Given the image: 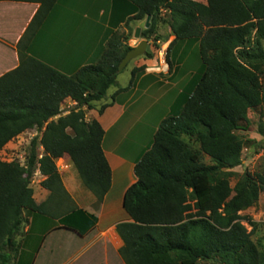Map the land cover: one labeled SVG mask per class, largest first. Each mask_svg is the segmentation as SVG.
Listing matches in <instances>:
<instances>
[{
    "label": "trees",
    "instance_id": "obj_1",
    "mask_svg": "<svg viewBox=\"0 0 264 264\" xmlns=\"http://www.w3.org/2000/svg\"><path fill=\"white\" fill-rule=\"evenodd\" d=\"M57 1L0 0L38 5L17 44L19 65L0 77V151L25 132L37 133L23 164L0 159V264H11L17 253L24 213L45 214V205L33 199L36 171L51 195L64 192L55 161L68 157L97 201L108 193L104 132L85 114L117 85L118 65L132 49L130 23L147 16L150 27L141 31L142 40L158 42L157 26L165 25L173 43L198 42L200 68L192 92L159 123L134 166L136 181L122 201L130 222L116 226L120 257L124 264H264V238L253 242L257 224L241 215L258 201L264 179L245 173L233 186L230 181L243 162L238 132L249 126V112H264V0H127L135 13L124 25L127 33H113L97 62L71 76L28 54ZM152 57L145 52V59ZM66 99L76 106L63 115ZM259 132L264 136L262 125ZM202 155L211 164H203Z\"/></svg>",
    "mask_w": 264,
    "mask_h": 264
},
{
    "label": "crops",
    "instance_id": "obj_2",
    "mask_svg": "<svg viewBox=\"0 0 264 264\" xmlns=\"http://www.w3.org/2000/svg\"><path fill=\"white\" fill-rule=\"evenodd\" d=\"M64 1H57L29 44L28 54L71 76L78 69L97 62L113 33H127L124 25L135 13L127 0H75L78 6L74 9L62 8L60 4ZM0 6H3L0 13H9V16L27 12L22 30L12 38L3 32L5 26L11 25L12 18L4 21L0 14L1 77L19 65L17 44L38 5L1 2ZM59 12L65 16L57 19ZM143 25L144 21L130 23L133 33ZM157 36L159 51L166 52L165 65L161 66V59L155 55L151 59L142 56L131 61L126 75L125 68L117 76V85L85 114L87 122L97 121L104 132L101 147L111 170L108 193L101 202L97 201L84 188L68 157L55 161L64 192L51 195L40 186L45 178L36 171L38 183L31 187L33 199L37 205H45V211L53 217L24 213L25 223L15 239L17 253L11 264H124L119 254L123 242L116 226L130 222L122 201L125 191L136 181L134 166L151 146L159 123L175 112L192 92L200 68L196 40L173 43L174 36L162 24L157 26ZM151 42L148 41L146 51L153 55ZM131 43L130 39V47L136 44ZM75 105L66 99L60 108L73 109ZM103 106L106 107L99 113ZM26 133L37 136L36 131L21 135ZM59 162L62 164L58 165ZM74 211L79 213L72 215ZM92 219L95 220L93 227ZM69 223L78 231L67 228L65 224Z\"/></svg>",
    "mask_w": 264,
    "mask_h": 264
},
{
    "label": "rangeland",
    "instance_id": "obj_3",
    "mask_svg": "<svg viewBox=\"0 0 264 264\" xmlns=\"http://www.w3.org/2000/svg\"><path fill=\"white\" fill-rule=\"evenodd\" d=\"M199 3H204L205 0H193ZM6 5V3H5ZM62 8H69L74 9L76 8L77 2L75 0H66L63 3L60 4ZM3 6H0V8ZM28 9V8H26ZM4 18V21H6L7 18H12L11 25L5 26V29H3V32L7 35H10V38L14 37V35H17L18 32L22 30L23 26V20L24 16L27 13L23 12V15L18 16H9V13L1 12ZM0 13V14H1ZM164 11L162 10V15H164ZM63 14V15H61ZM9 16V17H8ZM64 13L59 12L57 14V19L63 18ZM3 18L1 19L3 21ZM131 40L133 43L131 45H134V47L137 46L138 41L135 39ZM142 40V39H141ZM151 45L153 46V56L155 55L156 58L159 57V49L160 47L156 44V42L152 41ZM133 47V46H131ZM133 47V48H134ZM174 52V49L171 50L172 54ZM198 63L200 65V60L198 56V50L196 51ZM195 55V54H194ZM138 59V58H137ZM165 59H166V52H165ZM159 63V62H158ZM196 64V63H195ZM132 65V62H130L126 69H125V75L126 72L130 69ZM198 65V64H197ZM198 65V66H199ZM264 73V68H263ZM262 84L264 85V74L261 76ZM248 118L250 121V124L247 128H245L244 131H239L238 134L242 137L244 141L243 149H242V165L235 169L232 172V178H231V186H233L238 178H240L245 173H249L252 175H261L264 179V136L260 134V125L264 128V112L260 110L252 111L248 113ZM34 137L33 133H26L25 135H21L18 138H15L14 140L10 141L1 151H0V159L3 162H13L17 161L21 164L24 163L25 158L28 155V149L30 146V141ZM187 142V141H186ZM189 144H192L194 148L198 149V145L194 144L193 142H188ZM201 161L203 164L209 165L211 164V161L206 156H201ZM62 163L59 162L58 165H61ZM37 178H32L31 181V187L37 186ZM45 214L49 217H53L50 213H47L45 211ZM242 216L247 217L252 222L257 224V230L256 233L253 235L252 240L253 242H257L258 240H262L264 238V190L261 192L258 201L247 211L241 213ZM248 231H250V227L244 224ZM259 243V242H258ZM198 264H213V263H206L201 262Z\"/></svg>",
    "mask_w": 264,
    "mask_h": 264
},
{
    "label": "water",
    "instance_id": "obj_4",
    "mask_svg": "<svg viewBox=\"0 0 264 264\" xmlns=\"http://www.w3.org/2000/svg\"><path fill=\"white\" fill-rule=\"evenodd\" d=\"M150 20L151 17L147 16L145 21H144V25L143 28H136L134 33H133V39H135L136 41H138V44L135 48H132L126 55L125 57L121 60V62L118 65V70L117 72L120 74L121 72H123V70L127 67V65L139 58L144 56L146 50H147V46H148V42L145 40H141L140 38V34L142 30H147L150 27ZM10 242H8V247H9Z\"/></svg>",
    "mask_w": 264,
    "mask_h": 264
},
{
    "label": "built area",
    "instance_id": "obj_5",
    "mask_svg": "<svg viewBox=\"0 0 264 264\" xmlns=\"http://www.w3.org/2000/svg\"><path fill=\"white\" fill-rule=\"evenodd\" d=\"M158 54H159V59H161L160 64H161V66H164L165 65V53H164V51H159ZM70 110L71 109L68 106L65 107V108L64 107L61 108V112L64 115L68 114Z\"/></svg>",
    "mask_w": 264,
    "mask_h": 264
},
{
    "label": "clouds",
    "instance_id": "obj_6",
    "mask_svg": "<svg viewBox=\"0 0 264 264\" xmlns=\"http://www.w3.org/2000/svg\"><path fill=\"white\" fill-rule=\"evenodd\" d=\"M132 48V47H131ZM135 48V47H134ZM76 104V103H75ZM60 110H61V108H60ZM63 114V113H62ZM34 138V137H33Z\"/></svg>",
    "mask_w": 264,
    "mask_h": 264
}]
</instances>
